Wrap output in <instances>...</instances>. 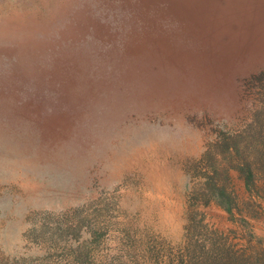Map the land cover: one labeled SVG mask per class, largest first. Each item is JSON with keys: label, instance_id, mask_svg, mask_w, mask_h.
I'll return each mask as SVG.
<instances>
[{"label": "rangeland", "instance_id": "374dc122", "mask_svg": "<svg viewBox=\"0 0 264 264\" xmlns=\"http://www.w3.org/2000/svg\"><path fill=\"white\" fill-rule=\"evenodd\" d=\"M0 264H264V0H0Z\"/></svg>", "mask_w": 264, "mask_h": 264}, {"label": "trees", "instance_id": "16d2710c", "mask_svg": "<svg viewBox=\"0 0 264 264\" xmlns=\"http://www.w3.org/2000/svg\"><path fill=\"white\" fill-rule=\"evenodd\" d=\"M246 171H247V177H249L251 172L250 171L248 172V169Z\"/></svg>", "mask_w": 264, "mask_h": 264}]
</instances>
